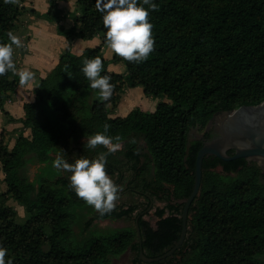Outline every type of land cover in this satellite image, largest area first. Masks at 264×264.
I'll use <instances>...</instances> for the list:
<instances>
[{"label":"trees","instance_id":"obj_1","mask_svg":"<svg viewBox=\"0 0 264 264\" xmlns=\"http://www.w3.org/2000/svg\"><path fill=\"white\" fill-rule=\"evenodd\" d=\"M76 2L79 13L73 25L63 26L50 9L46 13L55 18L57 32L68 42L96 35L105 38L95 0ZM154 2L158 9L149 13L154 48L145 60L126 61L113 51L107 57L100 45L86 46L78 54L64 50L39 78L33 100L22 104L21 118L30 137L19 134L11 148L0 141L6 192L29 213L25 222H16L14 209L0 193V245L12 264H111L110 257L127 247L134 252L127 264H264V170L255 161H223L214 155L203 157L199 191L189 206L180 247L151 263L138 259L136 218L147 257L161 255L179 238L183 208L179 200L192 190L195 156L202 144L187 139L189 129L205 126L216 113L264 99V0ZM24 11L16 0H0V43L8 42L7 32H14ZM96 56L102 60L101 75H109L114 84L108 101L99 99L98 90L88 86L81 72L84 60ZM118 61L125 67L124 74L109 68ZM18 83L12 72L0 75V109L6 114L5 100H12ZM124 85H140L144 94L161 100L150 110L137 106L125 115L112 116ZM105 123L110 126L107 134L119 135L122 143L107 155L106 173L116 174L118 184L126 166L131 171L126 190L141 193L146 203L141 209L137 203L118 204L104 215L93 210L77 238L72 225L75 209L84 200L69 181L43 166L32 196L33 181L21 177L19 169L26 155V160L46 165L54 160V151L62 153L67 144L102 132ZM133 137L135 143L130 142ZM78 148L79 157L89 159L106 151L99 144L87 147V141ZM153 198L164 201L154 211V227L143 218ZM124 218H133L134 226L85 234L94 220Z\"/></svg>","mask_w":264,"mask_h":264},{"label":"rangeland","instance_id":"obj_2","mask_svg":"<svg viewBox=\"0 0 264 264\" xmlns=\"http://www.w3.org/2000/svg\"><path fill=\"white\" fill-rule=\"evenodd\" d=\"M16 2L18 3L19 7H22L25 10L21 14V16L17 19L16 21L17 26L15 29L16 30L15 34L22 40L23 46L27 40V36L29 37V35L27 34L28 31L24 32L23 30L27 26V24L29 25L32 24V29L37 31V33L41 31H45V29H40V28H43V26H41L38 20L36 19L38 16L47 20V23H45L46 27L53 25L54 27H51V29L53 28L52 29L53 31L55 29V33L59 34L57 32L58 25L56 23L55 18H52L48 14H46L49 9L51 13L53 12L56 14V17L60 19V22L63 23V26L73 25L75 22L74 16L77 13H79V7H78L79 3H77L76 0H16ZM26 29L28 30L29 27H27ZM39 34L41 35V33ZM53 39L54 38L49 39L48 42H50V40H53ZM71 43H72V46H70ZM40 44H41L40 42H37L36 46H39ZM63 44L67 46L66 48H64V50L66 51L68 50V52H70L71 54L80 53L85 46L94 47V46L100 45L101 51L104 53L105 56L111 57L112 55V50L108 48L107 44L105 43V38H102V36L100 35H96L93 39L88 40V41L75 38L72 41L68 42L65 39V42ZM13 49H14L13 58L15 60L16 66L18 67L20 62L18 63L17 61L18 60L20 61V52H21L22 47L15 48V46H13ZM64 50H62V52ZM62 52H60V54ZM109 68L112 71L123 73V74L126 72L123 63L120 61L111 64ZM38 81H39V78L38 80H34V83L38 84ZM12 100L10 101L5 100L4 109L9 107V105L12 103ZM160 100H161L160 97H153V96H148L144 94L142 90V86L140 85L136 87H132V88H129L126 85H124L123 92L120 94V99L118 101V104L114 108H112V113H113L112 116L125 115L129 110L137 106L141 108L142 110H150ZM18 105L19 106L17 109V106L13 104L11 107L12 112H9L7 110L9 114L8 113L6 114L4 111H1L0 109V137H1L0 141L6 144L8 148H11L12 144L14 143L15 139L17 138L19 134H23L24 136L30 137V129L24 126L23 120H22L23 118H21V116L19 117L17 116L21 113V109H22L20 103H18ZM16 110L19 111V114H17V112H14ZM223 117L224 116L221 112L216 113L212 119V123L219 124L220 120ZM204 129H205L204 126L191 127L188 131L187 139L191 140L193 137H197L204 131ZM87 139L88 137L81 138L79 142L75 143V145H74V142L69 143L62 150V153H60L58 150V151H54L51 155L55 159L57 155L59 154L63 156V158L67 162L72 163L75 161V159L79 158L80 156V151H79L78 146H80L82 142L87 141ZM121 146H122V143H120V147ZM27 157L28 155H26L23 159V165L19 169V174L21 177L29 181H33L32 182L33 191L31 194L32 196L35 195L36 190H37L35 178L40 173L42 168H44L43 166L46 167V169L44 168L45 170L53 172L54 174L59 173L60 176L65 177L67 180L71 174L70 172L64 171L62 169L58 170L54 168L52 166L53 160L51 162L48 161V163L44 165L42 162H39L36 159L26 160ZM122 169H124L123 170L124 178L117 184L119 186L118 198L116 199L114 203L115 205H118V204L126 205V204H131V203H137L139 209H141L142 207H144L146 203V199L141 193L134 192L131 190H126L127 181L131 177V171L127 170L126 166H123ZM216 170L221 171V168L217 167ZM229 174L232 175L233 173H229ZM3 177H4V174L2 170L0 169V193H4L6 197L5 203L14 209L16 222L23 223L28 219L29 213H27L24 207L20 205L16 200H14V198L9 196V194L6 192L7 187L3 180ZM116 177H117L116 174L110 176V178L113 180ZM54 178H56V176ZM262 181L264 182V178H262ZM83 203L84 204L82 206H79L80 208L75 209L74 222L72 225L74 234H76L77 238L79 237L78 231L82 227L83 221L87 217L91 216L92 211L95 210L91 205L87 204L85 201H83ZM163 204H164L163 200L153 198V204L151 208L143 214V218L146 221H148L150 226L152 227L155 226L157 216L154 214V211L156 210V208L162 207ZM133 226H134L133 218H124V219H116V220H109V219L94 220L91 226L87 229L85 234L91 233L95 235L97 234L100 235L103 233L114 232L124 227L132 228ZM46 232H48V228H46ZM133 257H134V252L130 250V248L127 247L119 255L111 256L110 259H111V264H127V263H130Z\"/></svg>","mask_w":264,"mask_h":264},{"label":"clouds","instance_id":"obj_3","mask_svg":"<svg viewBox=\"0 0 264 264\" xmlns=\"http://www.w3.org/2000/svg\"><path fill=\"white\" fill-rule=\"evenodd\" d=\"M14 0H4L11 3ZM144 5H147L145 7ZM95 8L102 14L105 43L116 55L126 61L140 63L145 60L154 48L150 11L158 9L154 0H95ZM8 42L0 43V75L12 72L18 76V82L25 84L34 77L28 69H17L13 60V46L23 47L22 40L12 31L7 32ZM102 60L99 56L83 62L81 72L88 80V86L98 90L101 101H108L112 95L114 84L111 77L101 75ZM109 125H103V131L91 135L87 139V147L95 148L103 145L106 151H101L93 159L81 156L74 162H67L63 156L57 155L52 166L70 172L69 187L76 195L91 205L100 215L110 213L118 198L119 186L106 173V158L120 148L121 137L109 136ZM135 143V138L130 139ZM7 249L0 245V264H12V259L5 260Z\"/></svg>","mask_w":264,"mask_h":264},{"label":"water","instance_id":"obj_4","mask_svg":"<svg viewBox=\"0 0 264 264\" xmlns=\"http://www.w3.org/2000/svg\"><path fill=\"white\" fill-rule=\"evenodd\" d=\"M221 113L224 117L217 124L218 135L202 141L196 153L192 190L186 198L179 200V202H183L179 238L170 249L161 255L147 257L141 248V237L136 218L135 228L139 243V260L151 263L171 256L182 244L186 235L188 209L199 191L203 157L214 155L223 161L245 158L247 161H255L264 170V99L257 104L240 105ZM214 115L208 120L207 126L211 123ZM228 151L232 152L228 153ZM151 204L150 202L147 211L151 208Z\"/></svg>","mask_w":264,"mask_h":264},{"label":"crops","instance_id":"obj_5","mask_svg":"<svg viewBox=\"0 0 264 264\" xmlns=\"http://www.w3.org/2000/svg\"><path fill=\"white\" fill-rule=\"evenodd\" d=\"M36 19L38 20L39 24L43 26V28H40V29H45V31L40 30L41 32L37 33V31L32 29V24L30 25L27 24V26L23 30L24 32L28 31L27 34L29 35V37L27 36V40L21 49L20 61L19 60L17 61L18 63L20 62L17 69H28L34 73V77L32 80L26 82L25 84L18 83L16 90L13 94L12 103L9 105L8 108H5V110L6 111L8 110L9 112H12L11 107L13 104L17 106V109H18V106H19L18 103H20L22 107V104L24 102L33 100L34 98L33 89L36 85L34 83V80H38V78L44 77L50 71V69L57 63L60 52H62V50H64V48L67 47L66 45L63 44L65 42L64 36L55 33V29L54 31L52 30L53 28L51 29V27H54L53 25L46 27L45 25V23H47L46 19L41 18L39 16ZM16 26H17V23H16ZM27 27H29L28 30L26 29ZM15 29H14L15 31L14 34L16 33ZM39 33H41V35ZM52 38H54L55 40L53 39V40H50V42H48L49 39H52ZM37 42H40L41 44L39 46H36ZM72 43L70 46H72ZM14 112H17V114H19L18 110ZM22 113H23V110L21 109V113L17 116L22 117L23 115Z\"/></svg>","mask_w":264,"mask_h":264},{"label":"flooded vegetation","instance_id":"obj_6","mask_svg":"<svg viewBox=\"0 0 264 264\" xmlns=\"http://www.w3.org/2000/svg\"><path fill=\"white\" fill-rule=\"evenodd\" d=\"M216 126H217V124L216 123H212V121H211V123L208 126L207 125L204 126L205 129L200 135H198L197 137H193V138L202 142L204 140H209V139L217 136L218 132H217ZM206 132L209 133V136H205L204 135ZM150 202L153 204V199Z\"/></svg>","mask_w":264,"mask_h":264}]
</instances>
